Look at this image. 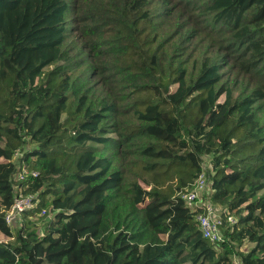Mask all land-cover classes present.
Listing matches in <instances>:
<instances>
[{"label": "trees", "instance_id": "obj_1", "mask_svg": "<svg viewBox=\"0 0 264 264\" xmlns=\"http://www.w3.org/2000/svg\"><path fill=\"white\" fill-rule=\"evenodd\" d=\"M170 2L0 0V264H264V0ZM27 142L42 233L4 220ZM204 154L210 204L243 212L218 243L181 196Z\"/></svg>", "mask_w": 264, "mask_h": 264}, {"label": "built area", "instance_id": "obj_2", "mask_svg": "<svg viewBox=\"0 0 264 264\" xmlns=\"http://www.w3.org/2000/svg\"><path fill=\"white\" fill-rule=\"evenodd\" d=\"M22 155L23 152L20 149H17L12 155V161L16 163V170L10 178L13 187V200L4 214L5 223L10 229L16 222L21 223L23 215L38 204L37 193L30 192L27 189L31 184V180L36 178L39 172L28 168L22 160ZM203 194L206 197L210 195L206 191L204 173L201 172L195 181L182 192L181 196L191 212H196V221L203 237L211 243H218L223 240L222 230H226L236 220L227 209H221L220 206L214 207L207 198L205 202L199 203ZM48 212V209L43 207L36 213L38 216H45L48 215Z\"/></svg>", "mask_w": 264, "mask_h": 264}, {"label": "rangeland", "instance_id": "obj_3", "mask_svg": "<svg viewBox=\"0 0 264 264\" xmlns=\"http://www.w3.org/2000/svg\"><path fill=\"white\" fill-rule=\"evenodd\" d=\"M68 1H69V3L71 2V0H68ZM176 1L177 0H171L170 3L174 4ZM80 16H81V5L74 6L71 13H70V11L68 13L67 18H68L69 30H68V36H67V49L70 51L81 50V53L84 54L85 52H87L88 49L84 44V39L81 37L79 31L77 30V28L79 27V22L76 20V17H80ZM195 20H196V18L194 16L190 15V12L188 9H185L183 11V14L179 15L178 20L177 19L174 20L173 17H169L167 20L168 24L169 23L176 24L177 21L179 22V25H181L179 27V34L185 32L187 29H189L192 26L196 28V30H197L196 36L189 43H187V41L185 42V45H186L185 54L187 51H190L197 43H198L199 47H201L204 44L205 39L207 37L206 30L200 24H198V23L195 24ZM85 24L87 25V22H85ZM162 37H163V34H162ZM184 55L179 56V57L184 58L183 57ZM234 73L235 72L232 71L230 73V75L225 76V78H228L232 82L233 81L232 77H234ZM229 77H231V79ZM174 89H175V85H173V87H172V90H174ZM117 94H119V93H117ZM222 100H223V96H221L219 98V101H222ZM126 118H128L130 123L134 122V117L132 116V110H130V109L126 110ZM34 147H35V145L33 143L27 142L21 148H18L23 152L22 160L24 162H25V160L23 158L24 153L32 150ZM16 151H17V149L15 150V152ZM211 158H212L211 155H207V154L202 155L201 156L202 162L200 164L201 168H202L201 172H203L204 176H205L206 191H208L210 193V195L212 193V189L210 187L211 179L209 178V176L212 175V171L210 170L211 169ZM25 165H26V162H25ZM117 165H121L120 160L117 161ZM130 171H131V168H130L129 164H127L125 167V173H128ZM208 174H209V176H208ZM210 195L206 197V195L203 194L201 196V200L199 201V203L205 202L206 198L210 201ZM217 206H219V205H217ZM220 208L226 209V206L220 205ZM36 212L30 211L23 217L21 223L16 222L11 227V230L13 231V233L20 230L21 228L28 227V226L34 227L35 229H37L39 231V233H42L47 221L50 220V218L52 216V212L49 211L48 215L46 214L45 216H38V214ZM230 213L234 216L235 220H237L240 215H243V212L239 213L238 210H232V211H230ZM222 231H224V230H222ZM222 235H223V233H222ZM0 239L2 242H4L5 240L6 241L11 240L10 238H7L5 235H3V233H1V231H0ZM252 246H253V244L245 241L240 248L243 250H246ZM235 261H237V260L235 259Z\"/></svg>", "mask_w": 264, "mask_h": 264}, {"label": "clouds", "instance_id": "obj_4", "mask_svg": "<svg viewBox=\"0 0 264 264\" xmlns=\"http://www.w3.org/2000/svg\"><path fill=\"white\" fill-rule=\"evenodd\" d=\"M29 189V188H28ZM27 189V190H28ZM34 209V208H33ZM33 209H31L30 211H32ZM30 211H28V212H30ZM28 212H26L24 215H23V217L28 213ZM4 214H5V211H4ZM4 235V234H3ZM7 237V236H6ZM7 238H10V239H13V237H7ZM1 241V240H0ZM6 241V240H5Z\"/></svg>", "mask_w": 264, "mask_h": 264}, {"label": "crops", "instance_id": "obj_5", "mask_svg": "<svg viewBox=\"0 0 264 264\" xmlns=\"http://www.w3.org/2000/svg\"><path fill=\"white\" fill-rule=\"evenodd\" d=\"M1 240V239H0Z\"/></svg>", "mask_w": 264, "mask_h": 264}]
</instances>
